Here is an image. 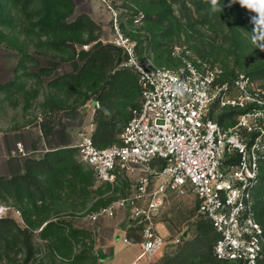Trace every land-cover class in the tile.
<instances>
[{"label":"rangeland","instance_id":"obj_1","mask_svg":"<svg viewBox=\"0 0 264 264\" xmlns=\"http://www.w3.org/2000/svg\"><path fill=\"white\" fill-rule=\"evenodd\" d=\"M191 1L0 0V178L23 175L28 159L55 151L61 161L51 160L53 169L29 190L0 183V213H6L0 217V264H201L193 197L167 196L153 218L167 244L136 260L139 236L127 230L124 213L95 222L90 217L129 196L145 174L120 169L113 187H98L68 150L102 123H109L113 137L102 136L100 146L119 142L124 120L140 100L137 74L125 65V42L149 67L177 68V52L206 62L219 82L244 74L253 92L264 91V49L257 48L264 40L250 33L255 14L223 0L221 15L209 17L206 0ZM253 108L262 112L250 122L263 133L264 155V104ZM242 113L214 107L210 117L228 127ZM17 143L24 156L12 155ZM259 174L253 199L264 241V159ZM123 233L130 244L121 242ZM223 263L264 264L261 257Z\"/></svg>","mask_w":264,"mask_h":264},{"label":"built area","instance_id":"obj_2","mask_svg":"<svg viewBox=\"0 0 264 264\" xmlns=\"http://www.w3.org/2000/svg\"><path fill=\"white\" fill-rule=\"evenodd\" d=\"M125 43L116 40L128 55L125 65L137 74L140 100L130 111L119 143L98 148L91 129L81 133L70 148L76 150L98 187H113L120 169L145 175L129 196L99 208L90 219L95 222L124 213L126 227L139 236V260L161 252L167 244L153 222L167 196H191L197 216L208 220L217 235L212 250L215 259L252 262L261 257L264 241L255 220L253 191L264 159L263 133L250 117L262 115L253 106L264 104L258 95L264 91L253 92L244 74L219 82L218 72L206 62L177 52L173 53L179 59L177 68L149 67ZM212 107L243 113L233 126L225 127L210 117ZM249 136L253 138L248 141ZM24 154L22 144L17 143L12 155ZM121 242L130 244L125 233Z\"/></svg>","mask_w":264,"mask_h":264},{"label":"trees","instance_id":"obj_3","mask_svg":"<svg viewBox=\"0 0 264 264\" xmlns=\"http://www.w3.org/2000/svg\"><path fill=\"white\" fill-rule=\"evenodd\" d=\"M165 1L179 2L181 0H165ZM182 1L186 2L187 0H182ZM193 1L194 0H192L191 2H193ZM139 97H140V93H139ZM137 104L133 105L131 107V109L136 107ZM131 109L129 110L128 116L124 120V126L129 119V114H130ZM213 109H214V107H212L210 112H212ZM219 124H221V123H219ZM112 133H113V131L110 129L109 123L100 124V126L98 127L95 134L93 135V132L91 134V138H92L94 145L98 148H103V147L114 145V144H110V145H106V146H100L101 137L105 135L106 140H109L111 137H113ZM107 143H109V141H107ZM118 143H116V144H118ZM68 150H72V151L76 152V150L73 148H68ZM59 155L60 154L58 153V151H55V152L46 154L45 157L40 159V160L28 159L26 161V163L24 164L25 172L23 175H20L18 177H11L10 179L0 178V183L6 184V185L8 184L11 186L18 183L25 190H29L35 186H40V180H39L38 176L45 174L48 171L53 169L52 168L53 166L49 165L51 160H57V163H55V164H58L59 162H61L58 159ZM198 217L199 218L196 221V228H197V232H198V237L194 243L195 250H197L198 252H196L195 256L200 258L201 264H224L223 262L215 259V257L213 256L212 250H213V245L215 243L217 235L214 231L212 224L208 220H205L204 218H202L201 216H198ZM1 222H5V219H1ZM127 230H132V229L127 228ZM261 259H262V262L264 263V253L261 256Z\"/></svg>","mask_w":264,"mask_h":264},{"label":"clouds","instance_id":"obj_4","mask_svg":"<svg viewBox=\"0 0 264 264\" xmlns=\"http://www.w3.org/2000/svg\"><path fill=\"white\" fill-rule=\"evenodd\" d=\"M239 4L241 8L246 9L251 16L253 25L252 39L257 41L264 40V0H228L227 7ZM223 0H206V12L209 17H214L217 13L221 15L225 8ZM257 48L264 49V42H259Z\"/></svg>","mask_w":264,"mask_h":264}]
</instances>
